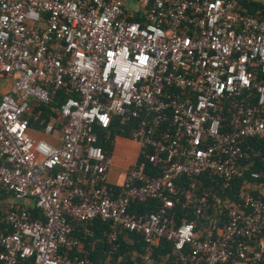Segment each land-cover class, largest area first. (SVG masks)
<instances>
[{
    "label": "built area",
    "instance_id": "1",
    "mask_svg": "<svg viewBox=\"0 0 264 264\" xmlns=\"http://www.w3.org/2000/svg\"><path fill=\"white\" fill-rule=\"evenodd\" d=\"M253 1L264 11V0H0V264H89L73 230L96 218L112 223L110 243L115 228L139 234L145 264L264 260V193L196 180L209 172L229 189L247 168L243 142L264 136ZM113 116L136 121L143 157L119 185L96 130ZM161 241L175 262L151 255Z\"/></svg>",
    "mask_w": 264,
    "mask_h": 264
},
{
    "label": "trees",
    "instance_id": "2",
    "mask_svg": "<svg viewBox=\"0 0 264 264\" xmlns=\"http://www.w3.org/2000/svg\"><path fill=\"white\" fill-rule=\"evenodd\" d=\"M245 7L248 12L257 15L264 16L262 5L260 2L245 3ZM53 99L48 106H42L44 115L49 116L51 114L50 106H57L62 100V92ZM224 115L226 113L224 112ZM48 118V117H47ZM37 127L41 128L42 125L36 123ZM136 125V121L132 118L122 121L120 117L113 116L111 125L108 130L97 128L98 144L102 147L105 153H110L112 150V141L116 134L124 137L131 138V130ZM242 147L248 152V156L243 158L242 164L247 168L243 172L242 176L235 178L229 189L223 190L221 188V181L217 177L209 172H203L196 180L199 181L200 188H210L218 191L223 196H232L237 194L242 186L248 183H254L260 188L264 187V136H256L247 138ZM143 160L142 155H138L136 162ZM150 170L149 167L146 168ZM251 172H257L259 177L253 178L250 176ZM186 184V181L184 182ZM113 188L117 189L116 186ZM248 188V187H247ZM253 195L262 196L261 192L257 189L248 188ZM154 202L151 200L133 203L131 208L136 212H143L153 209ZM33 214H39V211L32 208ZM190 219L193 217H189ZM114 227L109 221H102L99 218L89 220L86 222H79L74 224L73 236L82 242L88 253L84 255L79 253L77 249L73 250V253H77L91 264H145L142 255L146 252V245L141 236L135 232L123 228H115L117 237L113 242L107 241V233L113 230ZM95 242L94 250H90L89 243ZM169 254L166 259L167 262H175V255L171 249L169 242L161 241L158 246L151 249V255L156 259H164L165 254ZM107 258V260H106ZM18 264H31V259H24L19 261ZM259 264H264V260Z\"/></svg>",
    "mask_w": 264,
    "mask_h": 264
},
{
    "label": "crops",
    "instance_id": "3",
    "mask_svg": "<svg viewBox=\"0 0 264 264\" xmlns=\"http://www.w3.org/2000/svg\"><path fill=\"white\" fill-rule=\"evenodd\" d=\"M37 135L42 137V138L47 137L49 139V136L44 134L43 132H39ZM125 140H129L131 142L136 143V141H134L133 139H131V138L129 139V137H124V136L118 135V134H116L114 136L113 141H112L113 142L112 143V150H111L110 154L112 155V158H113V165H112V168L110 169L109 175H108V180H109V183L111 185H119L123 181L125 172L130 167H132L138 159L139 150L137 148L134 157L130 160V163L126 167L121 166V161H119V159H118L119 156H117L116 146L118 144L122 145L123 143L126 142ZM245 186H247L250 189H257V190H259V192H261L264 189V187L260 188L258 185H255L254 183H248V184H245ZM261 193H264V192H261ZM96 241L97 240H94V241L89 243V246H90L89 249L90 250H94ZM77 251L83 255L85 253H88V250H86V247H84V244L82 242L79 243V245L77 247ZM106 260H107V258H106ZM89 264H91V263H89Z\"/></svg>",
    "mask_w": 264,
    "mask_h": 264
},
{
    "label": "rangeland",
    "instance_id": "4",
    "mask_svg": "<svg viewBox=\"0 0 264 264\" xmlns=\"http://www.w3.org/2000/svg\"><path fill=\"white\" fill-rule=\"evenodd\" d=\"M44 138L48 140L47 137ZM125 141L126 142L123 143L122 145L118 144L116 146L117 156H119L118 159L119 161H121V166L123 167H126L130 163V160L134 157L137 148L139 150L138 144L131 142L129 140H125ZM261 192H264V189Z\"/></svg>",
    "mask_w": 264,
    "mask_h": 264
}]
</instances>
